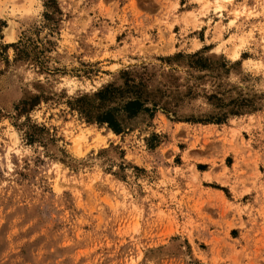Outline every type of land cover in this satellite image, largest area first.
Instances as JSON below:
<instances>
[{"label":"rangeland","instance_id":"1","mask_svg":"<svg viewBox=\"0 0 264 264\" xmlns=\"http://www.w3.org/2000/svg\"><path fill=\"white\" fill-rule=\"evenodd\" d=\"M0 264H264V0H0Z\"/></svg>","mask_w":264,"mask_h":264},{"label":"bare ground","instance_id":"2","mask_svg":"<svg viewBox=\"0 0 264 264\" xmlns=\"http://www.w3.org/2000/svg\"><path fill=\"white\" fill-rule=\"evenodd\" d=\"M10 29H11V28H10ZM8 31H9V30H8ZM10 31H11V30H10ZM10 31H9V32H10ZM9 34H10V33H9ZM10 35H11V34H10Z\"/></svg>","mask_w":264,"mask_h":264}]
</instances>
